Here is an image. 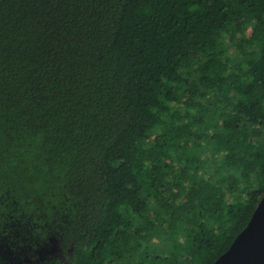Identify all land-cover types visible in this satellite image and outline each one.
<instances>
[{
    "label": "trees",
    "instance_id": "trees-1",
    "mask_svg": "<svg viewBox=\"0 0 264 264\" xmlns=\"http://www.w3.org/2000/svg\"><path fill=\"white\" fill-rule=\"evenodd\" d=\"M263 193L264 0H0V252L212 264Z\"/></svg>",
    "mask_w": 264,
    "mask_h": 264
},
{
    "label": "water",
    "instance_id": "water-1",
    "mask_svg": "<svg viewBox=\"0 0 264 264\" xmlns=\"http://www.w3.org/2000/svg\"><path fill=\"white\" fill-rule=\"evenodd\" d=\"M212 264H264V193L246 226Z\"/></svg>",
    "mask_w": 264,
    "mask_h": 264
},
{
    "label": "flooded vegetation",
    "instance_id": "flooded-vegetation-1",
    "mask_svg": "<svg viewBox=\"0 0 264 264\" xmlns=\"http://www.w3.org/2000/svg\"><path fill=\"white\" fill-rule=\"evenodd\" d=\"M67 256L63 252L48 256L44 252H0V264H59Z\"/></svg>",
    "mask_w": 264,
    "mask_h": 264
},
{
    "label": "rangeland",
    "instance_id": "rangeland-1",
    "mask_svg": "<svg viewBox=\"0 0 264 264\" xmlns=\"http://www.w3.org/2000/svg\"><path fill=\"white\" fill-rule=\"evenodd\" d=\"M238 17V25L242 29V36L246 38L249 37V39H253L261 33V28L258 26L253 27L248 16L239 15ZM34 252H44V254H47V256L53 255L55 253L59 254L60 252H63L65 255L68 254V252H64L61 250L56 240H52L49 246H42L40 248H36Z\"/></svg>",
    "mask_w": 264,
    "mask_h": 264
}]
</instances>
